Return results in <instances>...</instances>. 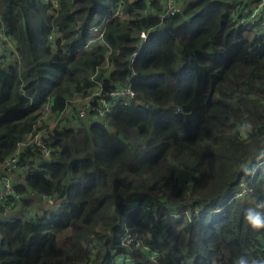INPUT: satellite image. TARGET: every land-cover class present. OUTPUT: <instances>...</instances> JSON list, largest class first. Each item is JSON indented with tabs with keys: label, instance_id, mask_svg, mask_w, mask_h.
<instances>
[{
	"label": "trees",
	"instance_id": "obj_1",
	"mask_svg": "<svg viewBox=\"0 0 264 264\" xmlns=\"http://www.w3.org/2000/svg\"><path fill=\"white\" fill-rule=\"evenodd\" d=\"M179 1L0 0V264H264L262 0Z\"/></svg>",
	"mask_w": 264,
	"mask_h": 264
},
{
	"label": "built area",
	"instance_id": "obj_2",
	"mask_svg": "<svg viewBox=\"0 0 264 264\" xmlns=\"http://www.w3.org/2000/svg\"><path fill=\"white\" fill-rule=\"evenodd\" d=\"M161 3L163 4V12L160 15V18H164L166 15H170L173 12L178 11L180 8V1L179 0H160ZM51 4L56 7L58 5L57 0H50ZM264 7V0L259 2L252 10V12L245 18H241L239 23H256L259 21V16L258 12L261 8ZM114 15L118 17H122V8L121 5L119 4L114 12ZM107 20H102L101 22L97 24H92L90 26V30L93 32L97 33V37H100L103 33V30L105 28ZM261 25H264V21H261ZM256 29V28H255ZM59 35L57 31H53L49 35V39L54 43L55 38ZM140 37L143 39L146 37V33L141 31L140 32ZM7 41V37L4 36L3 34H0V42L3 43ZM92 41V40H91ZM133 75V73H131ZM97 94V92L95 93ZM134 93L133 90L131 89L130 84H125L123 86L115 88L111 93L110 96L107 99H99V105L96 108L94 116L97 119L102 120L105 122V116L106 114L111 110L112 106L121 99V97H133ZM89 98V97H88ZM49 98L46 100L44 104V108L47 110L50 107L49 104ZM89 100V99H88ZM90 107V102L87 103L86 108ZM86 112V109L84 108L79 109L78 114L81 116ZM43 130H40L36 132L33 136H29L25 142H21L17 145V148L15 151L12 153V155L6 157L2 161H0V206H3V213H8L10 211V204L7 203V200L9 197H14L17 198V194L14 191L13 187V182H14V177H15V172L18 169V163H17V158L16 155L19 152V150L27 145V144H34V146H37L40 148L42 155L48 156L50 152V148L45 145V143L41 140V134L43 133ZM243 193V190H240L237 192V195H240ZM32 194V193H30ZM41 199H46L47 196L44 194H41L40 196ZM143 209L144 211H149V205L148 204H143ZM28 212V211H27ZM31 214V213H29ZM4 215V214H3ZM6 216V215H5ZM154 218L156 220L162 219L158 215H154ZM150 259L156 260L157 259V254H151Z\"/></svg>",
	"mask_w": 264,
	"mask_h": 264
},
{
	"label": "clouds",
	"instance_id": "obj_3",
	"mask_svg": "<svg viewBox=\"0 0 264 264\" xmlns=\"http://www.w3.org/2000/svg\"><path fill=\"white\" fill-rule=\"evenodd\" d=\"M249 222L252 223L253 227L254 228H260V227H264V224L261 223V221L259 220V218H251L249 217ZM238 264H243V258H241L239 261H238Z\"/></svg>",
	"mask_w": 264,
	"mask_h": 264
},
{
	"label": "crops",
	"instance_id": "obj_4",
	"mask_svg": "<svg viewBox=\"0 0 264 264\" xmlns=\"http://www.w3.org/2000/svg\"><path fill=\"white\" fill-rule=\"evenodd\" d=\"M8 45H11V42L9 41ZM17 178V176H15V179ZM51 200V198L49 197V199H41L40 201H37L36 204L37 206H42V207H46L45 205H49V201ZM34 207V206H33ZM35 209V207H34Z\"/></svg>",
	"mask_w": 264,
	"mask_h": 264
},
{
	"label": "rangeland",
	"instance_id": "obj_5",
	"mask_svg": "<svg viewBox=\"0 0 264 264\" xmlns=\"http://www.w3.org/2000/svg\"><path fill=\"white\" fill-rule=\"evenodd\" d=\"M96 20V18L93 20V21H95ZM252 35V32H250V33H246L245 34V36H247V37H250ZM77 103H79V105L81 104L79 101L77 102ZM89 111H90V108H89ZM94 114H95V112H93V114H92V116L94 117ZM82 117H84L85 116V114L84 115H81ZM52 125V124H51ZM15 178V177H14ZM36 204V203H35ZM37 205V204H36ZM58 208H59V205H57L55 208H54V211H57L58 210Z\"/></svg>",
	"mask_w": 264,
	"mask_h": 264
}]
</instances>
